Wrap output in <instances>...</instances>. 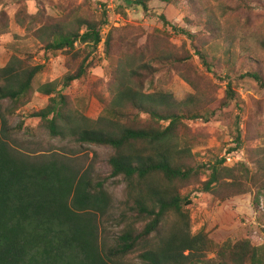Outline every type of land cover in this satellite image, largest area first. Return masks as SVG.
<instances>
[{"label": "trees", "instance_id": "obj_1", "mask_svg": "<svg viewBox=\"0 0 264 264\" xmlns=\"http://www.w3.org/2000/svg\"><path fill=\"white\" fill-rule=\"evenodd\" d=\"M2 1L0 34L6 33L8 26ZM153 1L170 5L177 0H127L144 12ZM187 1L192 12L200 13L194 8V0ZM230 1L235 3V11L249 9L247 0ZM58 9L57 16H46L40 10L29 15L23 9L15 21L23 26L19 15L24 14V27L40 45L42 57L64 52L77 61L73 73L64 79L66 88L74 81L88 78L107 16L101 13L87 17L78 9L61 5ZM202 14L197 16L198 21H202ZM159 19L170 26L163 15ZM209 22L206 30L213 33L216 29ZM171 28L191 42L195 39L188 31ZM123 32H108L103 44L106 60L112 59L116 34ZM117 40L123 38L118 36ZM193 52L207 73L219 65L218 58L199 48L194 47ZM242 53L248 69L238 76L264 89L262 64L254 53ZM183 55L159 52L152 63L134 65L133 56L123 54L110 70L109 98L94 93L85 103L77 99L78 104H70L57 91L56 82L37 89L50 97L45 108L29 116L39 121L37 133L51 138L70 137L81 145L113 151L107 161V180L121 177L125 182L128 222L107 253L100 248L97 227V218L105 215L109 204L103 180L94 181L85 173L72 172L53 157L48 161L43 154L31 158L15 147L11 117L29 102L33 81L43 66H32L28 55L24 60L12 56L6 67L0 69V106L9 103L0 109V264H108L111 258L122 259L132 254H137L139 264H264L263 241L255 242L248 235L236 242L227 239L233 222L226 223V228L213 226L195 235L190 233L186 209L190 202L183 198L182 191L192 184H201L222 214L225 206L248 193H253L257 203L264 195V147L253 152V168L245 162L225 166L227 157L238 153L243 144L236 122V132H232L234 146L227 148V157L199 161L192 149L205 135L191 128L190 123L206 122L207 115L213 117L233 104L242 111V105L229 85L224 98L214 107L215 98L202 86L205 73L191 64L194 56L188 52ZM185 59L191 62L186 64ZM171 70L177 71L194 91L182 102L162 91L145 90V85L157 75ZM261 138L264 141V135ZM202 175L204 182L200 180ZM171 216L176 221L174 228L167 230Z\"/></svg>", "mask_w": 264, "mask_h": 264}, {"label": "rangeland", "instance_id": "obj_2", "mask_svg": "<svg viewBox=\"0 0 264 264\" xmlns=\"http://www.w3.org/2000/svg\"><path fill=\"white\" fill-rule=\"evenodd\" d=\"M194 1L195 10L201 14L203 12L202 21H198L197 16L200 13L192 12L187 0H177L170 5L153 1L147 12L141 7L129 4L127 0H3V4L1 3L8 26L7 32L0 34V69L6 67L12 56L24 60L28 55L31 56L29 62L32 66H43V71L33 81L29 102L11 117L15 147L32 156L31 158H39L43 154L48 161L49 157H53L63 162L72 172L85 173L94 181L99 178L103 180L109 197L105 215L97 218L99 244L103 253L114 247L116 237L128 222L126 184L121 177L107 180L110 175L107 161L113 151L108 147L81 145L70 137L51 138L37 133L39 121L29 116L45 108L50 98L38 93L37 89L41 85L56 82L57 91L67 97L70 104H78L77 99L85 103L87 97L94 93L109 98L110 70L112 64L123 54L132 55L133 64L139 65L152 63L159 52L179 56L188 52L194 56L193 48L197 47L219 60V65L213 67L212 73H207L195 56L192 62L190 59L184 61L186 64L193 63L205 73L202 86L215 98L214 107L224 98L225 91L231 85L241 102L242 111L237 110L233 104L216 112L213 117L207 115L206 122L200 120L190 123L191 128L206 136L201 137V143L193 147L192 153L197 154L199 161L203 163L212 162L222 156L227 157L225 152L228 147L234 146L232 132H236L238 122L243 144L238 153L227 157L225 166L233 167L238 162H245L253 168V152L264 147L261 138L264 135V89L250 79H241L238 75L248 69L244 65L247 61L243 59V50L254 53L264 71V0H247L249 9L243 8L239 11H235V3L230 0ZM59 5L78 9L80 14L87 17L105 13V38L109 31H124L115 36L112 59L106 60L103 56L104 45L101 48L98 46L93 54V65L87 71L88 78L74 81L66 88L63 87L64 79L73 73L77 61H72L64 52L42 57L39 53L40 45L24 27L27 23L21 18L24 14L19 15L23 26L15 21L17 14L23 9L29 15L40 10L46 16H57ZM160 15L165 17L170 26L163 24L159 19ZM208 21L216 29L215 32L206 30ZM171 27L188 31L195 39L191 42L186 35L176 33ZM118 36L123 40L118 41ZM145 90L147 93L162 91L172 96L176 102H182L194 93L175 70L161 72L151 83L145 85ZM8 106V102L1 103L0 109ZM200 180L204 182L206 178L202 175ZM182 196L190 202L186 209L190 217L191 235L206 230L207 227H225L226 223L233 222V227L227 232V239L236 242L242 236L248 235L255 242H264V195L256 203L253 193H248L231 206H225L223 214L218 212L212 196L199 183L184 189ZM174 221L176 218L173 216L168 219L167 230L174 228ZM111 259L112 261H107L108 264H139L137 254Z\"/></svg>", "mask_w": 264, "mask_h": 264}, {"label": "built area", "instance_id": "obj_3", "mask_svg": "<svg viewBox=\"0 0 264 264\" xmlns=\"http://www.w3.org/2000/svg\"><path fill=\"white\" fill-rule=\"evenodd\" d=\"M106 29H107V26L103 27L101 32H100V36H101V40H100V44H99V47L101 48L105 42V33H106Z\"/></svg>", "mask_w": 264, "mask_h": 264}]
</instances>
